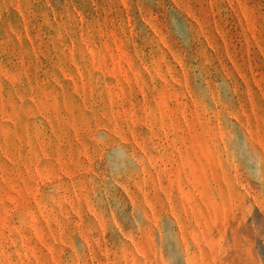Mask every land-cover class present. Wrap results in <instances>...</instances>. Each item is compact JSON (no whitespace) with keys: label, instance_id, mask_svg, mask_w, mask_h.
<instances>
[{"label":"rangeland","instance_id":"1","mask_svg":"<svg viewBox=\"0 0 264 264\" xmlns=\"http://www.w3.org/2000/svg\"><path fill=\"white\" fill-rule=\"evenodd\" d=\"M0 264H264V0H0Z\"/></svg>","mask_w":264,"mask_h":264}]
</instances>
